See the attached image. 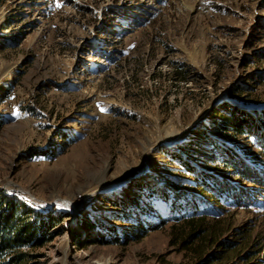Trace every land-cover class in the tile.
I'll list each match as a JSON object with an SVG mask.
<instances>
[{
  "label": "rangeland",
  "instance_id": "rangeland-1",
  "mask_svg": "<svg viewBox=\"0 0 264 264\" xmlns=\"http://www.w3.org/2000/svg\"><path fill=\"white\" fill-rule=\"evenodd\" d=\"M136 8L143 22L125 17ZM222 106L264 110V0H0V192L55 217L21 264H194L216 253L175 244L169 223L103 245L85 225L126 230L113 220L134 182L176 179L182 191L191 179L171 153L210 132ZM249 142L248 162L264 169ZM154 208L165 217V204ZM224 210L212 211L223 213L225 263L264 261L240 237L261 232L264 201Z\"/></svg>",
  "mask_w": 264,
  "mask_h": 264
},
{
  "label": "trees",
  "instance_id": "trees-1",
  "mask_svg": "<svg viewBox=\"0 0 264 264\" xmlns=\"http://www.w3.org/2000/svg\"><path fill=\"white\" fill-rule=\"evenodd\" d=\"M133 10L135 12L125 17L132 18L134 14H140L139 22L146 19L141 18L146 17V9ZM236 92L231 91V95ZM222 108L226 111L224 114L213 109V116L217 118L210 124V132L206 129L198 130L192 142L171 153L174 164L177 163L186 176L184 178L191 179L185 181L186 186L182 191H176V179L159 186L151 180L134 182L131 186L133 190L123 194L117 202L121 212L116 213L118 218L113 220L128 224L126 230L111 226L96 228L98 222H93L85 226L95 228L98 233L87 235L86 240L99 245L106 241L118 244L133 238L132 234L144 235L147 231L162 228L169 223L170 230L178 231L172 236L175 244L179 243L185 250L195 244V255L200 253L201 244L209 243L210 247L218 244L216 253L194 264H226L229 260L227 255L232 251L228 249L230 243H218L215 239L221 233L223 213L217 216L212 210L224 212L226 205L247 209L257 201H264V169L248 162L249 157L242 150L243 146H250L249 141H253L259 145L258 154L263 156L264 110L257 115L237 107ZM238 138L243 142L240 143ZM226 139L230 142H226ZM140 189H144L143 195L136 193ZM3 194L0 192V264H21L24 255L20 249L42 246L45 233L55 217L50 212H32L26 208L21 211L17 203ZM160 204L166 207L164 218L158 215L160 210L154 208ZM240 237L243 243L251 240L247 248L263 249L264 224L261 223V232L256 237L248 238L246 228L241 231ZM78 241L77 238L75 242ZM241 260H244V264H264V261H253L247 255Z\"/></svg>",
  "mask_w": 264,
  "mask_h": 264
}]
</instances>
